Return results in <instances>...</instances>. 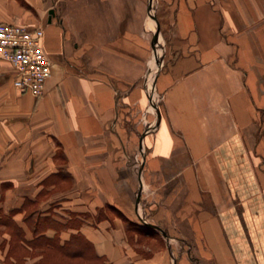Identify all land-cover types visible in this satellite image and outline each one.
Segmentation results:
<instances>
[{"label":"crops","instance_id":"obj_1","mask_svg":"<svg viewBox=\"0 0 264 264\" xmlns=\"http://www.w3.org/2000/svg\"><path fill=\"white\" fill-rule=\"evenodd\" d=\"M151 5L138 161L139 0H0L51 66L0 59V264H264V0Z\"/></svg>","mask_w":264,"mask_h":264},{"label":"built area","instance_id":"obj_2","mask_svg":"<svg viewBox=\"0 0 264 264\" xmlns=\"http://www.w3.org/2000/svg\"><path fill=\"white\" fill-rule=\"evenodd\" d=\"M43 29L22 23L0 22V59L16 71L14 87L40 96L51 75L50 59L43 47Z\"/></svg>","mask_w":264,"mask_h":264},{"label":"rangeland","instance_id":"obj_3","mask_svg":"<svg viewBox=\"0 0 264 264\" xmlns=\"http://www.w3.org/2000/svg\"><path fill=\"white\" fill-rule=\"evenodd\" d=\"M139 2H140V8H141L140 18L138 22L139 29H140L139 31L140 32L139 51H138L139 62H140V73H139L138 88L136 91L137 93H140L141 97H140L139 106L137 107V110H134L133 117H132V120H133L132 124L139 127V131L137 132L134 143H133V150L135 153V154L133 153V155H135L138 161L141 158V155L143 152V148H142L143 146L141 147L140 143L137 141V135L139 132H141V129L143 128V126L144 127L146 126L145 120L143 119L142 115H143L144 110L148 108L147 103H146L148 93L146 94V91L143 88V84L145 85L147 84L149 86V84L152 82L151 75H153L155 71L157 70L158 64L160 61V56H161V50H160L161 38L155 33L154 34L146 33L141 28V25L143 24L141 13L144 11L146 14V8L148 4L150 6V0H139ZM149 24H150L149 26L153 27L152 22H149ZM152 67L153 69L151 73ZM149 94L151 95L150 91H149ZM158 103L159 102L157 101V96H155L154 98L152 97L151 106H150L151 113L150 112L145 113L144 116H148V118L154 117V111H155L154 104H158Z\"/></svg>","mask_w":264,"mask_h":264},{"label":"water","instance_id":"obj_4","mask_svg":"<svg viewBox=\"0 0 264 264\" xmlns=\"http://www.w3.org/2000/svg\"><path fill=\"white\" fill-rule=\"evenodd\" d=\"M151 3H152V0H150V8L149 9H151L150 10V12H149V16L151 17L152 16V14H153V8L154 7H152V5H151ZM53 12V9H50L49 10V13H52ZM157 34H158V32H156ZM152 69H153V67L151 68V73H152ZM151 81H153V75H151ZM149 91L151 92V98L153 97H155L156 96V94H155V92L152 90V88L150 87L149 88ZM154 108H155V110H156V112H158V107H157V104H154Z\"/></svg>","mask_w":264,"mask_h":264},{"label":"bare ground","instance_id":"obj_5","mask_svg":"<svg viewBox=\"0 0 264 264\" xmlns=\"http://www.w3.org/2000/svg\"><path fill=\"white\" fill-rule=\"evenodd\" d=\"M148 8H149V4H148V6H147V8H146V11H148ZM148 28H149V26H147ZM150 28H152V27H150ZM147 96H148V94H147ZM148 98V97H147Z\"/></svg>","mask_w":264,"mask_h":264},{"label":"trees","instance_id":"obj_6","mask_svg":"<svg viewBox=\"0 0 264 264\" xmlns=\"http://www.w3.org/2000/svg\"><path fill=\"white\" fill-rule=\"evenodd\" d=\"M2 219L0 218V221H1ZM131 225V224H130ZM129 224H128V226H130Z\"/></svg>","mask_w":264,"mask_h":264}]
</instances>
